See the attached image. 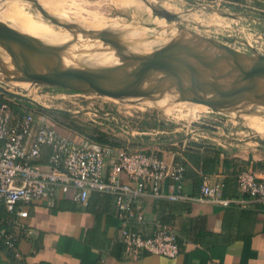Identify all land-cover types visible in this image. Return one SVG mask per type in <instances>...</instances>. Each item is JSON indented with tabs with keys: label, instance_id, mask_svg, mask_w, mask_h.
Returning a JSON list of instances; mask_svg holds the SVG:
<instances>
[{
	"label": "rangeland",
	"instance_id": "rangeland-1",
	"mask_svg": "<svg viewBox=\"0 0 264 264\" xmlns=\"http://www.w3.org/2000/svg\"><path fill=\"white\" fill-rule=\"evenodd\" d=\"M0 1V24L31 36L40 44L52 41L51 49L59 55L60 60L69 62L77 69L116 66L125 61L121 57H143L177 41L201 51L207 42L195 40L197 38L224 44L255 59L264 55V39L254 41L256 37L252 26H259L258 21L245 25V30L241 28L246 24L242 18L247 14L253 18H264V7L258 6L256 3L260 1L256 0ZM164 13L171 14L176 19L167 20ZM124 23L130 25L129 29ZM79 29L89 34L88 40L98 44L91 46L81 43V36L63 39L59 35L76 34ZM104 30H109L116 36L111 37ZM101 33H106L113 44L101 41L98 37ZM220 52L219 49L210 47L204 55L213 60ZM7 55L11 59L8 53ZM32 60L45 66L41 59ZM5 66L8 69L4 71L0 65V97H12L9 94L23 97L24 102H30L45 118H49L46 121L56 118L74 136L92 140L101 133L122 143L134 130L148 131L155 128L165 132L170 129L175 130L173 134L177 136L190 131L205 132V138H197L218 142L232 157L252 160L257 156L264 161V79L259 82L255 92H249L247 96L231 104L209 107L175 99L164 106L151 103L153 98L162 99L163 93L113 98L99 95L95 91L71 92L29 81L23 75L14 76L11 68ZM194 66L201 73L206 70L203 66ZM132 69L133 67H128L125 70ZM15 70L17 71L16 68ZM118 72L123 78L125 72ZM237 76V71H231L210 82L230 88L228 86L235 85ZM152 77L157 83L162 74L155 72ZM188 81V78H184V84ZM147 85L148 82H145V86ZM160 85L162 86L157 91H161L163 87L177 90L172 79H167ZM73 93L78 95L71 96ZM147 99L151 101H144Z\"/></svg>",
	"mask_w": 264,
	"mask_h": 264
},
{
	"label": "crops",
	"instance_id": "crops-1",
	"mask_svg": "<svg viewBox=\"0 0 264 264\" xmlns=\"http://www.w3.org/2000/svg\"><path fill=\"white\" fill-rule=\"evenodd\" d=\"M256 1L264 7V0ZM242 19L246 22L241 26L243 30L245 25L258 21L259 26H252L254 41L264 39V18L247 14ZM46 118L38 121L73 141L82 139L56 118ZM155 130H134L122 144L147 153L157 149L168 165L181 162V190L170 189L172 181L166 178L161 196L148 193L142 198L143 218L133 221L131 227L150 235L158 224L170 225L179 245L176 257L145 251L137 256L125 254L113 197L93 192L83 205L61 197L53 205H29L25 223L31 236L18 242L17 255L0 245V264H264V200L242 195L236 180L240 170L249 164L258 167L263 161L257 156L252 160L232 157L218 142L194 138L185 145L183 139L188 132L177 136L173 134L175 130L169 129L163 135H155ZM49 151L45 147V162ZM204 176L210 182L221 181L223 196L237 202L222 207L195 200ZM171 193H181L184 198L169 200L167 195Z\"/></svg>",
	"mask_w": 264,
	"mask_h": 264
},
{
	"label": "built area",
	"instance_id": "built-area-1",
	"mask_svg": "<svg viewBox=\"0 0 264 264\" xmlns=\"http://www.w3.org/2000/svg\"><path fill=\"white\" fill-rule=\"evenodd\" d=\"M39 119L45 121L30 102L0 97L1 247L17 255L18 242L31 236L25 223L29 205H53L60 197L83 205L95 192L114 199L125 254L137 256L145 251L168 258L178 255L177 236L170 225L158 224L150 235H143L133 230L131 223L142 220L145 195L161 196L166 178L172 181L170 189L180 192L184 173L181 162L168 165L157 149L147 153L128 146L97 144L88 138L73 141ZM162 133L157 129L154 134ZM197 137L205 138L190 131L183 142L189 145ZM45 147L50 149L46 162ZM236 180L242 195L264 200V161L258 167L249 164L240 170ZM222 187L221 181L210 182L204 176L195 200L222 207L236 203L223 196ZM167 198L178 201L184 196L171 193Z\"/></svg>",
	"mask_w": 264,
	"mask_h": 264
},
{
	"label": "water",
	"instance_id": "water-1",
	"mask_svg": "<svg viewBox=\"0 0 264 264\" xmlns=\"http://www.w3.org/2000/svg\"><path fill=\"white\" fill-rule=\"evenodd\" d=\"M163 15L169 21L176 19L171 14L164 13ZM98 37L103 42L113 44L106 33L98 34ZM200 40L207 42L204 50L201 51L189 44L177 41L143 57H121L125 60L121 64L97 72L64 69L55 51L37 43L31 36L0 24V46L10 55L17 71L25 79L35 83H44L74 92L95 91L99 95L123 98L150 96L157 92V89L162 86L160 84L165 80L172 79L179 99L209 107L231 104L247 96V93L255 92L259 82L264 79V55H259V58L255 59L224 44L202 38ZM14 46L18 48L17 52L13 50ZM210 47L221 51L213 60L207 59L204 55V51ZM32 57L44 61L46 73H38L30 66L29 61ZM190 59H195L210 71L214 70L221 61L228 60L233 64V71L238 72L235 85L226 88L213 82H203L201 72L191 64ZM244 59L250 60L252 66H245ZM128 67H133V69L126 71ZM118 71L125 72L123 78H116L115 74ZM155 72H161L162 78L151 88H142L141 85L145 79ZM184 78L190 80L193 89L188 90L185 87ZM9 95L24 100L19 95Z\"/></svg>",
	"mask_w": 264,
	"mask_h": 264
},
{
	"label": "bare ground",
	"instance_id": "bare-ground-1",
	"mask_svg": "<svg viewBox=\"0 0 264 264\" xmlns=\"http://www.w3.org/2000/svg\"><path fill=\"white\" fill-rule=\"evenodd\" d=\"M1 2V1H0ZM3 2V1H2ZM125 26H127V28L129 29L130 25L127 24V23H124ZM97 31V30H96ZM104 32H106L109 36H116L115 33L109 31V30H104ZM60 36L62 35L63 36V39H69V38H72V37H76V36H81L83 37L82 38V41L81 43H84V44H88V45H91V46H96L98 43H96L95 41H91V40H88V38H90L89 34L85 33L83 29H79V33H63V34H59ZM194 40V39H193ZM195 40H199L201 41L200 39H195ZM37 42V41H36ZM192 42V41H191ZM194 42V41H193ZM58 43H62V42H58ZM196 43V41H195ZM40 44V43H39ZM53 44L52 41H47L45 43H42L41 45H44L48 48L51 49V45ZM200 46V45H199ZM203 47V46H201ZM204 48V47H203ZM13 50L15 52L18 51V48L16 46L13 47ZM204 50V49H203ZM205 53H208V49H206L204 51V54ZM34 58V57H32ZM32 58L30 59L29 63H30V66L38 73H46V69H45V66H43L42 64H40L38 61H33ZM36 59V58H34ZM190 62L191 64L193 65H196V66H199V67H202V65H200L195 59H190ZM244 63L246 64H250L252 65V62L248 59H244L243 60ZM61 64L63 66H65L67 68V66H69V68L67 69H77L75 67H72L71 64H69V62H65V61H61ZM0 65L2 66V70L4 69L7 70L8 68L5 66L7 65L8 67L11 68V71L14 73V76H21V74L19 75V73L15 70V67H14V63L13 61L9 58V56L7 55V52L6 50L0 46ZM71 66V67H70ZM113 65H110V66H102V67H98V68H91V69H79V70H88V71H100L101 69H104V68H107V67H112ZM233 64L231 62H229L228 60H225L224 62H222L221 64L215 66L214 70L210 71L208 69H206L204 72L201 73V79L203 82H210L212 80H215L223 75H225L226 73L228 72H231L233 71ZM161 73V72H160ZM162 74V73H161ZM116 78L120 79L122 78L121 77V74L119 72H117L115 74ZM145 82H148V85L145 86ZM23 84H26V83H23ZM155 81L152 77V75H150L147 79H145V81L143 82V84L141 85L142 88L144 89H148V88H151L153 85H155ZM185 87L189 90V89H193L192 87V84L190 81H188L186 84H185ZM228 87H232V86H228ZM158 93H163L164 94V97L162 99H157V98H153V101H151L150 99H147V100H144V101H151V103L153 104H161V105H164V106H168L170 101L172 100H175V99H179L178 98V93H177V90H170V89H167L165 87H163V89L161 91H157ZM133 98V97H132Z\"/></svg>",
	"mask_w": 264,
	"mask_h": 264
},
{
	"label": "trees",
	"instance_id": "trees-1",
	"mask_svg": "<svg viewBox=\"0 0 264 264\" xmlns=\"http://www.w3.org/2000/svg\"><path fill=\"white\" fill-rule=\"evenodd\" d=\"M92 140L96 142L97 144H108L111 146H123V144L119 140H116L114 138H111L101 133L95 135Z\"/></svg>",
	"mask_w": 264,
	"mask_h": 264
}]
</instances>
